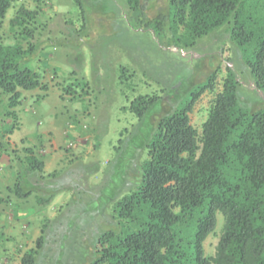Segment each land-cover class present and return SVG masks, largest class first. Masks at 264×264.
Returning a JSON list of instances; mask_svg holds the SVG:
<instances>
[{"label": "trees", "instance_id": "obj_1", "mask_svg": "<svg viewBox=\"0 0 264 264\" xmlns=\"http://www.w3.org/2000/svg\"><path fill=\"white\" fill-rule=\"evenodd\" d=\"M15 1L0 0V96H7L5 117L13 120L10 127L0 122L1 138L16 129L15 109L22 104L23 92L49 90L34 64L45 50L44 41H35L40 9L20 7L10 20L13 43L4 42V21ZM148 1L125 0L131 17L155 35L167 28L174 42L184 41L187 47L227 27L254 95H241L238 74L229 64L223 89L200 132L190 114L203 94L214 91L217 66L182 108L156 122L147 158L135 182H128L127 192L111 204L110 228L99 235L91 264H264V0H167L168 14L153 19L145 14ZM73 87L62 88L72 100ZM158 100L139 96L129 110L142 120ZM23 152L24 157H17L20 169L15 184L6 186L20 201L15 204L0 196V204L13 203L20 209L23 204L26 209V202L34 197L39 211L68 188H54L51 178L59 173L45 176L44 158L35 147ZM219 215L224 220L221 235L215 254L208 256L205 242L215 232ZM52 224L43 226L36 248L24 253L21 264H36L48 242L44 233Z\"/></svg>", "mask_w": 264, "mask_h": 264}, {"label": "rangeland", "instance_id": "obj_2", "mask_svg": "<svg viewBox=\"0 0 264 264\" xmlns=\"http://www.w3.org/2000/svg\"><path fill=\"white\" fill-rule=\"evenodd\" d=\"M20 7L40 9L35 41H44L45 50L38 56L41 61L35 60L34 64L49 90L25 93L26 100H34L19 109L21 117L16 119L15 126L21 120L32 126L21 131L22 136L24 132L48 130L53 121L50 129L55 138L67 141L68 146L78 140V145L73 144L81 149L78 153L71 150L65 163L52 166L51 171L59 173L51 178L55 181L54 188L68 189L50 207L36 211L34 197L26 202V209L23 204L21 209L12 202L0 204L1 215L23 214L16 218L17 228L30 233L23 248L4 255V259L1 257L9 242L19 244L22 235L11 236V240L0 236V264H21L22 256L36 248L41 230L49 222L55 224L44 233L48 242L39 251L36 264H91L99 235L110 228L111 204L117 195L127 192L128 182H135L138 169L147 158V145L156 131V122L182 108L217 66L220 71L214 91L203 94L190 114L192 125L200 132L215 96L223 89L229 64L238 74L241 95L253 97L252 82L239 64L227 27L187 47L184 41L174 42L167 28L155 35L152 29L142 27L139 20L131 17L125 0H16L4 21L6 44L13 43L10 20ZM160 13L168 14L167 0L146 3L145 14L149 19ZM70 85H74L75 100L62 91ZM139 96L160 97L142 120L129 110ZM7 101V96H0V122L7 121L10 125L6 126L10 127L13 120L5 117ZM70 121L75 128H81L76 139L67 128ZM64 132L69 135L66 137ZM24 142L14 146L6 137H0V144H4L0 145L1 177L3 172L10 171L16 176L17 167L20 169L17 157H24L23 149L30 147ZM15 181L16 177L8 187L13 188ZM3 184L0 183V196L14 200L15 195ZM102 208L103 213L98 214ZM223 223L219 215L215 232L205 242L208 256L216 252ZM63 234L66 239L59 253Z\"/></svg>", "mask_w": 264, "mask_h": 264}, {"label": "crops", "instance_id": "obj_3", "mask_svg": "<svg viewBox=\"0 0 264 264\" xmlns=\"http://www.w3.org/2000/svg\"><path fill=\"white\" fill-rule=\"evenodd\" d=\"M54 49H56V48H54ZM28 92H34V91H28ZM59 92H61V91H59ZM25 93H27V92H23V95H22V104L18 108L15 109L18 119L21 117L20 113H19V109L23 108L25 105L29 104L32 100H34V98H32V99L29 98L28 100H26L25 99ZM26 108H27V106H26ZM21 121H22V123L21 124L19 123V126L14 130L13 134L6 136V138L14 146H16L18 144L21 145V143H23V141H25L24 143H26L30 147H35L36 151L38 153H40L42 151H47V154L42 155L44 158L43 160L45 162V176L56 171V170H54L53 172L51 171V168L54 167L53 165L57 166V164L59 162H61L62 164L65 163V160L67 158H69L68 156H70V154H71V150H74V153H78L79 150L81 149L79 146L78 147L72 146L70 148L67 144V141H62L59 138L56 139L54 132H52L50 129L54 125L53 121H51L52 125H49L50 128H48V130L36 131V132L34 131L32 133L29 132V134L24 132V134L21 136L20 135L21 131H25V129H27L28 127H29V129L32 127V126L28 125L29 123L23 122V120H21ZM5 123L9 124L7 121H5ZM31 123L33 125L34 121ZM39 125H42V124L40 123ZM66 125H67V128L70 130V132H72L73 136L76 139L77 135H79V133L81 131V128H79V129L75 128L73 121L67 122ZM64 135H66V137H67L69 135V132H67V133L64 132ZM65 145L68 147L65 148ZM64 149H66V150H64ZM2 175L3 176L0 179V183L4 182V184H6L7 187L11 186L14 182L15 173L13 171H10L9 173L3 172ZM16 200L17 199L14 198L13 203H16L15 202ZM21 211L23 212V210H21ZM19 216H23V214L19 213ZM24 228H27V225ZM0 232H4L5 237L10 239V240L12 239L11 236L14 237L17 235L19 237L22 235V239L19 242V244L11 245L9 242V245L7 246V251L2 255L1 259H4L3 256L7 255L8 253L11 254L12 252L20 251L21 248H23V246L25 245L24 240L26 238H28V236L30 237V235H29L30 233H27V232L23 233L22 229H20V231L18 230L17 224H16V216L11 212L8 214H7V212H5L0 216ZM20 243H21V245H20Z\"/></svg>", "mask_w": 264, "mask_h": 264}, {"label": "built area", "instance_id": "obj_4", "mask_svg": "<svg viewBox=\"0 0 264 264\" xmlns=\"http://www.w3.org/2000/svg\"><path fill=\"white\" fill-rule=\"evenodd\" d=\"M84 128H86V127H84ZM70 146H74L73 143H70L69 147H70Z\"/></svg>", "mask_w": 264, "mask_h": 264}]
</instances>
